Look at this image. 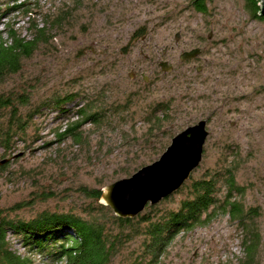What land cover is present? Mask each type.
<instances>
[{
  "label": "rangeland",
  "instance_id": "rangeland-1",
  "mask_svg": "<svg viewBox=\"0 0 264 264\" xmlns=\"http://www.w3.org/2000/svg\"><path fill=\"white\" fill-rule=\"evenodd\" d=\"M193 1L0 0L5 46L12 43L10 29L24 38L32 37L35 25L48 33L31 57L22 58L18 72L0 80L1 94L29 96V103L17 105L24 117L33 115L21 138L8 151L0 148L1 211L25 220L45 211L93 215L119 233L112 209L100 208L101 198L96 202L84 189L102 190L132 176L158 160L174 136L206 120L209 136L199 166L151 213L160 218L178 209L191 178L215 173L218 204L156 256L140 226L128 225L129 236L109 264H264V19L245 0H211L205 13ZM59 12L66 19L50 25ZM195 48L200 55L181 59ZM162 61L172 70L163 71ZM66 95L73 98L55 103ZM81 109L98 111L102 121L84 122L80 141L60 137L83 120ZM153 112L163 120L148 122ZM231 176L237 189L226 205ZM233 201L243 215H232ZM8 239L31 264H65L11 232Z\"/></svg>",
  "mask_w": 264,
  "mask_h": 264
},
{
  "label": "trees",
  "instance_id": "trees-1",
  "mask_svg": "<svg viewBox=\"0 0 264 264\" xmlns=\"http://www.w3.org/2000/svg\"><path fill=\"white\" fill-rule=\"evenodd\" d=\"M210 1L194 0L193 4L196 10L205 13ZM245 1L247 8L254 16L264 19V16L258 14L260 0ZM24 5L26 3L17 5L13 9L20 10ZM25 13V15H28L30 12L25 11ZM65 19L66 12H59L51 17L50 25L59 27ZM46 31V27L35 25L32 37L24 38L20 34L18 35L14 29H10L8 34L12 43L6 46L0 32V80L20 70L22 58L31 57L40 43L48 40ZM72 98V95H66L63 99H57L55 103L60 104L61 101L71 100ZM29 100V96L26 94L11 93L5 95L0 93V148L5 151L12 147V142L15 139L21 138L33 118L31 112L24 117L19 105H17L18 103L27 104ZM8 108L11 109L10 112L6 110ZM156 108L155 111H157ZM79 112L84 116L83 120L68 125L65 131L59 134L60 137L70 136L76 141H80L82 134L78 128L84 122L91 120L93 123H100L103 119L99 116L98 111L88 113L87 110L81 109ZM5 114H8V116L5 117ZM153 114L155 112L146 117L148 122L151 121L156 124V121L163 120L160 117L154 118ZM129 172L124 170L125 174H129ZM207 176L204 178H191L190 183H186V187L189 189L188 195L180 201L178 209L171 210L160 218L155 213H151L156 205H147V207L150 206L148 207V213H140L132 218L111 216L113 223L120 228L119 233L110 231L105 222L93 215L89 219H85L74 214L45 211L38 217L25 220L12 219L7 213L8 211L0 210V264H31L30 257L22 256L11 249L8 239L9 232L20 236L22 241L30 247L39 248L41 252L48 250L51 256L62 258L65 264H109L116 246L123 242L124 237L129 236L130 232L127 230V233L125 232V229L129 227L128 225L131 227L134 225L140 226L137 230L145 235L144 243L146 247H152V256H156V252L175 238L178 233L202 223L204 221L203 216L218 204L219 187L217 184L219 179L217 173ZM227 184L229 185V193L226 195L228 201L225 204L229 205L232 191L237 189L234 176L228 179ZM84 191L96 202L102 196L101 189L85 188ZM167 198L169 199V197ZM167 198L165 199L167 200ZM98 206L110 211L103 204ZM230 206V212L234 217L243 215V209L239 203L233 201ZM20 207L21 205L17 204L16 208ZM12 210H14V207ZM255 247L254 242L247 246L249 258H252ZM250 260L248 259L245 264H249Z\"/></svg>",
  "mask_w": 264,
  "mask_h": 264
},
{
  "label": "water",
  "instance_id": "water-1",
  "mask_svg": "<svg viewBox=\"0 0 264 264\" xmlns=\"http://www.w3.org/2000/svg\"><path fill=\"white\" fill-rule=\"evenodd\" d=\"M259 15L264 16V0H260ZM176 38H180L179 33ZM199 54L200 49L195 48L184 52L181 59L194 58ZM160 67L166 72L172 70L167 61L160 62ZM208 136L206 120L187 127L173 137L158 160L143 166L130 177L106 185L102 189L101 203L110 207L118 217L132 218L139 215L149 203L155 205L172 195L199 166Z\"/></svg>",
  "mask_w": 264,
  "mask_h": 264
},
{
  "label": "flooded vegetation",
  "instance_id": "flooded-vegetation-1",
  "mask_svg": "<svg viewBox=\"0 0 264 264\" xmlns=\"http://www.w3.org/2000/svg\"><path fill=\"white\" fill-rule=\"evenodd\" d=\"M199 49H200V48H199ZM201 52H202V50L200 49V54H201ZM200 54H199V55H200Z\"/></svg>",
  "mask_w": 264,
  "mask_h": 264
},
{
  "label": "bare ground",
  "instance_id": "bare-ground-1",
  "mask_svg": "<svg viewBox=\"0 0 264 264\" xmlns=\"http://www.w3.org/2000/svg\"><path fill=\"white\" fill-rule=\"evenodd\" d=\"M179 171V170H178Z\"/></svg>",
  "mask_w": 264,
  "mask_h": 264
}]
</instances>
